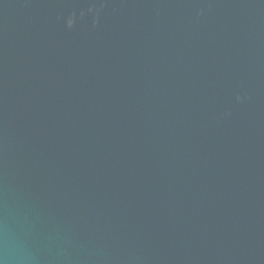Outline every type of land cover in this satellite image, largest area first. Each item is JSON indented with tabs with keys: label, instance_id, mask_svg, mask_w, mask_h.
<instances>
[{
	"label": "water",
	"instance_id": "1",
	"mask_svg": "<svg viewBox=\"0 0 264 264\" xmlns=\"http://www.w3.org/2000/svg\"><path fill=\"white\" fill-rule=\"evenodd\" d=\"M0 264H264V0H0Z\"/></svg>",
	"mask_w": 264,
	"mask_h": 264
}]
</instances>
